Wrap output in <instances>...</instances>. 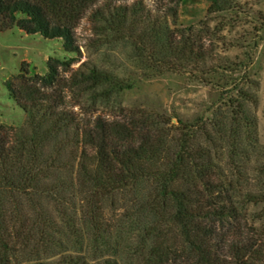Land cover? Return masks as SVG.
<instances>
[{
    "label": "trees",
    "instance_id": "trees-1",
    "mask_svg": "<svg viewBox=\"0 0 264 264\" xmlns=\"http://www.w3.org/2000/svg\"><path fill=\"white\" fill-rule=\"evenodd\" d=\"M168 1L151 15L142 1L0 0V32L59 40L65 54L49 58L44 75L22 63L6 85L25 120L0 125V264H264V230L241 224L247 206L261 205L252 218L264 220V169L249 189L231 173L256 142L246 91L222 96L224 113L212 107L175 125L149 113L82 120L44 91L80 56L75 29L87 14L95 44L128 48L129 61L151 71L144 78L180 73L198 57L183 34L193 21L178 17L188 0ZM227 4L209 0L205 13ZM67 80L91 104L134 87L93 66Z\"/></svg>",
    "mask_w": 264,
    "mask_h": 264
},
{
    "label": "rangeland",
    "instance_id": "rangeland-1",
    "mask_svg": "<svg viewBox=\"0 0 264 264\" xmlns=\"http://www.w3.org/2000/svg\"><path fill=\"white\" fill-rule=\"evenodd\" d=\"M137 1H142L151 15H161L172 5L168 0H122L120 3L131 5ZM183 5V13L179 10L178 17L193 21L190 29H183V34L193 43L198 57L188 64L176 62L180 73L144 78L151 71L129 61L128 48L120 44H95L87 14L75 29L80 56H76L67 70L60 68L58 83L44 91L61 97L82 120L100 116L107 121H126L132 114L149 113L160 115L173 125L177 119L191 123L212 107L224 113L227 98L238 97L239 89L246 91L250 99L246 109L255 124L256 142L246 159L239 161L231 173L249 189L258 183V173L264 169V0H228L222 10L209 15L205 13L209 0H188ZM179 33L174 30L175 36ZM64 56L59 40L27 35L16 28L0 32V125L24 124V113L9 99L6 86L19 74L22 63L29 65L30 74L44 75L49 58L62 60ZM92 66L111 72L123 81H132L134 87L120 93L109 104H91L84 94L70 88L67 79L77 69L86 71ZM186 73L192 76L188 78ZM205 74H209L205 82L197 80ZM25 82H30L29 75ZM228 82L236 88L230 89V85L224 88ZM226 161L224 157L223 168ZM226 174L232 178L229 170ZM261 209V205L246 207L241 220L244 231L259 227L264 230V220L252 218Z\"/></svg>",
    "mask_w": 264,
    "mask_h": 264
}]
</instances>
